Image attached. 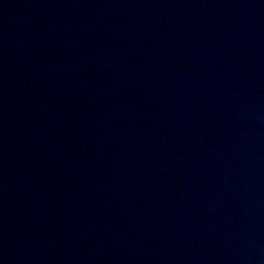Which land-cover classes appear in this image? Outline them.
I'll return each mask as SVG.
<instances>
[{
  "label": "water",
  "instance_id": "water-1",
  "mask_svg": "<svg viewBox=\"0 0 264 264\" xmlns=\"http://www.w3.org/2000/svg\"><path fill=\"white\" fill-rule=\"evenodd\" d=\"M0 264H264V0H0Z\"/></svg>",
  "mask_w": 264,
  "mask_h": 264
}]
</instances>
